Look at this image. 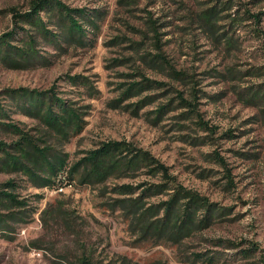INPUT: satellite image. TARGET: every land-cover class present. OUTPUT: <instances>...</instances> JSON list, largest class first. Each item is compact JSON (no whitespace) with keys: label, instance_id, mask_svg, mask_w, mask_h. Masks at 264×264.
<instances>
[{"label":"rangeland","instance_id":"1","mask_svg":"<svg viewBox=\"0 0 264 264\" xmlns=\"http://www.w3.org/2000/svg\"><path fill=\"white\" fill-rule=\"evenodd\" d=\"M33 1L0 0V37L14 30V14L30 12ZM61 1L71 9H86L99 27L87 29L85 46L63 44L60 49L39 37L37 51L47 61L36 62L29 69L11 68L0 61V105L10 117L0 118V124L13 123L43 138L47 128L17 109L9 91L52 90L57 98L86 113L81 131L62 143L53 133L48 141L69 156L70 165L103 143L127 142L169 167L179 184L230 212L182 246L138 245L120 212H112L105 203L112 202L116 197L113 189L120 185L157 182L158 177H151L147 170L114 176L105 185L77 180L69 186L66 180L62 190H38L22 175L1 172L0 183L16 180L20 195L32 199L37 211L30 222L18 226L14 241L0 237V264H73L85 252L95 264L119 257L129 264H205L185 262L197 254L215 256L216 264H264V106L246 104L239 96L262 81L253 75L264 65L263 39L257 36L254 23L222 20L215 33L205 30L199 14L223 0ZM236 2L239 4H233L232 11L222 15L241 18L248 10L264 11V0ZM42 17L47 20L46 14ZM151 20L158 26L159 43ZM261 28L264 30V18ZM49 29L58 31L56 26ZM224 32L233 45L217 39ZM19 39L22 34L13 45L19 46ZM158 55L164 62L151 63ZM169 65L190 78L180 81L170 76ZM144 77L164 87L122 101V86ZM194 88L199 91V115L210 131L200 128L195 115L184 120L185 110L175 109L180 97L191 99ZM149 96L157 97L155 103L137 114L127 107ZM172 99L173 110L156 122L151 113ZM229 132L235 136H225ZM16 139L0 126L1 141ZM215 152L225 160L226 169L210 161ZM227 170L233 180L231 187L226 186ZM37 195L43 198L35 201ZM60 209L71 212L72 226L49 218ZM230 243L238 247L233 249ZM254 246L259 253L240 258L241 251Z\"/></svg>","mask_w":264,"mask_h":264},{"label":"trees","instance_id":"2","mask_svg":"<svg viewBox=\"0 0 264 264\" xmlns=\"http://www.w3.org/2000/svg\"><path fill=\"white\" fill-rule=\"evenodd\" d=\"M235 1L223 0V2H218L204 10L198 16L199 23L205 30L215 33L217 25L222 20H230L233 24L252 22L256 26L257 36L263 39L264 55V30L261 28L264 11L251 13L248 10L241 18H236L232 13L222 15L226 11H232L233 4L236 6L239 4ZM43 13L46 14L47 20L42 17ZM14 18V30L0 37V61L5 66L15 69H29L36 62L47 61V59L41 60L37 51L39 37L60 49L63 48V44L75 43L85 46L87 29L97 30L99 27L86 9H71L61 0H34L30 12L15 13ZM20 24L28 26L27 29L20 27ZM150 24L156 42L159 43L158 26L152 20ZM49 26H56L58 31L49 29ZM235 26L238 25L235 24ZM18 34H22V39H19L20 45L15 46L12 42L18 40ZM217 39H226V43L233 45V39L228 36V32H224ZM160 58L158 55L153 57L150 62H160L162 61ZM169 69V75L177 80L186 81L190 78L185 71H178L170 65ZM230 74L234 75L232 71ZM253 75L262 81L256 86L242 91L239 96L246 104L260 108L264 106V65L255 69ZM163 87L164 84L154 83L144 77L143 81L122 86L125 88L121 93L122 101L141 96L148 90H159ZM166 92L170 94V91ZM198 94L199 91L194 88L190 96L191 99L180 97L178 100L181 101L175 109L185 110L181 115L184 120L195 115L200 128L210 131V127L198 112L200 100ZM9 95L17 109L40 121L48 132L42 136L44 139L36 138L16 124H0L4 130L14 134L17 138L11 143L0 140V173L22 175L38 190H62L66 180V185L69 186L77 180H80L82 184L105 185L114 176L122 178L135 175L142 169L147 170L151 177H158L159 180L139 185H120L113 189V194L116 197L112 199V202L105 203L112 212H120L133 236H136L138 245L150 242L154 246L161 244H170L174 247L182 246L184 241L192 238L197 234L196 232L212 227L217 220H222L230 212V210L212 203L208 197L179 184L177 178L171 174L169 167L157 160L150 152L137 149L127 142L103 143L100 148L90 151L86 157L70 165L69 156L54 145H50L48 141L53 133H56L60 138L57 140L62 143L75 132L81 131L84 126L82 115L86 113L73 107L69 101L57 98L56 93L52 90L44 93L27 90L9 91ZM156 99L155 96H149L127 107H133L134 113L137 114L145 106L155 103ZM120 102L121 100L117 101V103ZM173 103L174 99L151 113L156 115V122L173 110ZM0 118L10 119L7 111L1 105ZM47 136L48 138H46ZM225 136L233 138L235 135L229 132ZM210 158L211 162L226 169L225 160L217 152ZM225 180H228L227 187L233 186L229 170H227ZM19 188V184L14 179L0 183V237L8 241L16 239L15 230L19 225L30 222L37 211L32 199L20 195ZM42 198V195H37L35 201H40ZM155 198H160L158 203L150 202ZM49 218H59L69 227L73 225L70 211L56 210L50 213ZM229 246L233 249L238 247L233 243H230ZM259 251L260 249L255 246L243 250L240 253V258H251ZM215 259V256H208V254H197L192 260L189 259L185 262L216 264ZM73 264L95 263L92 256L85 252ZM106 264H129V261L119 257L117 261L110 260ZM154 264L165 263L156 261Z\"/></svg>","mask_w":264,"mask_h":264}]
</instances>
